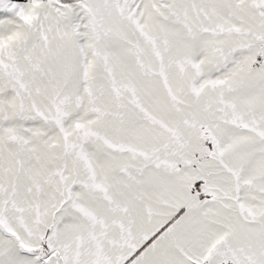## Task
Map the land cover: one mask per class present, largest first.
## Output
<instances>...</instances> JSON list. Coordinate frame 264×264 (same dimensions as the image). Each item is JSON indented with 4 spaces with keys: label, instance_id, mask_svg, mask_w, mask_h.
Segmentation results:
<instances>
[{
    "label": "snow or ice",
    "instance_id": "obj_1",
    "mask_svg": "<svg viewBox=\"0 0 264 264\" xmlns=\"http://www.w3.org/2000/svg\"><path fill=\"white\" fill-rule=\"evenodd\" d=\"M0 264H264V0H0Z\"/></svg>",
    "mask_w": 264,
    "mask_h": 264
}]
</instances>
